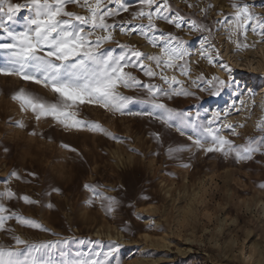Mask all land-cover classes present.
I'll return each instance as SVG.
<instances>
[{
	"label": "rangeland",
	"instance_id": "374dc122",
	"mask_svg": "<svg viewBox=\"0 0 264 264\" xmlns=\"http://www.w3.org/2000/svg\"><path fill=\"white\" fill-rule=\"evenodd\" d=\"M189 2L196 7L189 9L183 0H170L175 8L198 20L202 19L199 8L208 3L213 5L204 23L220 28L213 34L221 51L217 66L196 55L200 33L177 32L163 22H157L158 27L177 32L189 42L191 60H199L198 68L192 65L193 76L202 71L209 79L213 75L223 80L231 77L233 88L224 100L226 89L214 97L185 82L183 86L195 92L194 96L162 98L163 102L178 111L193 114L199 111L205 121L212 110H223L235 103L227 119L222 116L221 121L244 127H236L239 135H231L230 129H223L221 135L237 145L244 144L247 138L264 135L256 128L264 117V43H258L254 49L234 50L223 27L214 23L222 19L218 13H231V4L236 0ZM242 2L257 16L264 17V0ZM126 3L129 11L121 12L116 20H131V12L139 8V0H126ZM68 10L84 14L75 5H69ZM113 35L119 44L135 45L149 54L158 51L138 35H121L118 30ZM257 39L248 32L249 43ZM103 47L117 55L122 51L115 42ZM242 60L249 61L252 67L259 64L253 80L244 76L252 69L244 68ZM220 63L226 64L230 71L220 68ZM127 71L145 83L162 84L159 77L150 79L134 68ZM167 74L171 77L173 73ZM176 75L185 81L178 72ZM21 88L54 99V94L42 85L17 76L0 75V192L12 171L23 178L8 180L7 186L17 198L0 202L10 212L32 219L43 228L8 220L11 231H0V247H18L26 252L25 245L17 246L13 237L28 245L57 243L50 254H39L51 264H72L78 258L77 253L90 259H106L108 264H264V187H261L264 156L257 154L253 160L237 162L234 156L193 149L172 158L168 149L190 145L191 129H185L186 134L181 135L155 117L122 115L94 104L81 105V117L99 123L118 139L98 131L65 130L50 118L37 122L30 112L22 113L18 103L11 99ZM120 91L136 100L147 98L143 90ZM233 92L238 94L232 95ZM205 109L209 111L205 113ZM147 110L148 105L135 100L127 108L128 112ZM17 120H23L26 126L17 127ZM33 131L37 135H32ZM154 133H160L159 140ZM62 144L76 151L65 149ZM183 164L189 166L183 167ZM28 172H34L35 177L28 176ZM85 184L98 185L104 196L114 197L113 210L106 212L99 200L89 204L87 201L93 194L85 189ZM53 188L60 191L54 192ZM21 196L38 203H25L18 198ZM49 203L54 207H47ZM116 246L118 251L106 258L104 254Z\"/></svg>",
	"mask_w": 264,
	"mask_h": 264
},
{
	"label": "snow or ice",
	"instance_id": "6c2138e0",
	"mask_svg": "<svg viewBox=\"0 0 264 264\" xmlns=\"http://www.w3.org/2000/svg\"><path fill=\"white\" fill-rule=\"evenodd\" d=\"M183 2L189 9L196 7L189 0ZM69 5L82 9L84 14L68 10ZM212 7L211 3L200 7L202 19L198 20L194 15L182 13L170 0H139V8L131 12V20H116L121 12L129 11L126 0H0V75L17 76L24 81L42 85L54 94V99L51 100L23 88L12 94L11 99L18 103L20 111L30 112L37 122L50 118L65 130L98 131L111 139H118L99 123L81 117L80 106L94 104L122 115L155 117L167 127H174L181 135L186 134L185 129H191L192 134L188 135L190 145H177L168 149L172 158L195 149L206 154L218 152L234 156L237 162L250 161L257 154L264 156V135L247 138L241 145L221 135L223 129H230L233 136L239 135L236 127H244L243 124L233 125L221 121L222 116L227 119L235 103L227 105L223 110H212L205 121L199 111L195 114L178 111L168 107L162 99L194 96L195 92L183 86L185 82L191 88L208 92L214 97L232 87L231 77L223 80L213 75L209 79L202 71L193 76L192 65L195 64L198 68L199 60H191L193 53L188 47L189 42L177 34L178 31L200 33L196 55L199 59L207 60L209 65L217 66L221 51L216 47L213 34L219 32L220 28L214 29L204 23L208 10ZM231 8V13L227 15L218 13L222 19L214 23L223 27L226 39L234 45V50L254 49L258 43H264V17L257 16L242 0L233 2ZM157 22L172 26L177 32L159 28ZM117 30L121 35L140 36L158 51L149 54L135 45L119 44L113 35ZM249 31L259 39L249 43ZM113 42L122 49L119 55L103 47L104 44ZM218 66L230 71L226 64L220 63ZM129 68L137 69L150 79L159 77L162 84L145 83L137 75L127 71ZM169 71L173 73L171 77L167 74ZM177 72L186 78L185 81L177 78ZM120 89L143 90L147 93V98L136 100L124 95ZM134 100L148 105L149 110L128 112V105ZM204 111L207 113L209 109ZM15 124L19 128L26 126L23 120H17ZM256 128L264 133V117L257 122ZM31 134L37 135L35 131ZM153 135L157 140L160 139V133ZM61 147L76 151L67 144H62ZM4 151L7 152L8 149L5 148ZM27 175L35 177L36 174L28 172ZM9 179L23 178L16 171L9 173V177L4 180L5 188L0 192V201L17 198L7 186ZM84 187L93 194L87 201L89 204L99 200L106 212L113 210L111 205L115 202L114 197L104 196L98 185L85 184ZM52 191L59 192L60 189L53 188ZM18 198L25 203H38L28 196ZM105 201L108 202L107 205ZM47 207L52 208L54 205L49 203ZM12 219L22 226L43 228L32 219L10 212L0 202V231H11L7 227V221ZM13 239L17 246L25 245L28 250L22 252L18 247H0V264H51L50 260H45L39 254H50L58 246L52 242L28 245L19 237ZM116 251L118 246L110 248L104 255L107 258ZM76 255L78 258L72 264H108L106 259H90L84 257L83 253ZM21 256L24 257L23 260L20 259Z\"/></svg>",
	"mask_w": 264,
	"mask_h": 264
},
{
	"label": "bare ground",
	"instance_id": "6f19581e",
	"mask_svg": "<svg viewBox=\"0 0 264 264\" xmlns=\"http://www.w3.org/2000/svg\"><path fill=\"white\" fill-rule=\"evenodd\" d=\"M239 57V56H238ZM234 58V57H233ZM239 59V58H238ZM241 59V58H240ZM238 61V60H237ZM242 61H244V60H242ZM254 62V61H253ZM256 65V64H255ZM254 65V66H255ZM244 68H250V69H252L249 73H247V72H245L244 73V76H246V78H247V80L249 79V80H253L255 77V74H256V70L258 69V66H259V64L256 66V67H252L251 66V63L249 62V61H244ZM240 73V72H239ZM258 77V76H257ZM252 82V81H251ZM241 83V82H240ZM247 86V85H246ZM232 88H233V86L230 88V89H226L225 90V93L223 94V97H222V99H226V96L228 95V97H229V95H230V92H231V90H232ZM244 91V90H243ZM242 92V91H241ZM247 93V92H246ZM262 93V92H261ZM264 93V92H263ZM262 95V94H261ZM259 96H260V93H259ZM263 96H264V94H263ZM264 98V97H263ZM263 105V104H262ZM69 152V151H68ZM258 226V225H257ZM260 227V226H259Z\"/></svg>",
	"mask_w": 264,
	"mask_h": 264
}]
</instances>
